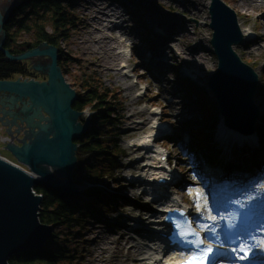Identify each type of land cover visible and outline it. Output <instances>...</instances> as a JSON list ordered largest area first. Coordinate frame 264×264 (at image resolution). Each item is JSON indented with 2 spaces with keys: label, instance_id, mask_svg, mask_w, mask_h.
I'll return each instance as SVG.
<instances>
[{
  "label": "rangeland",
  "instance_id": "rangeland-1",
  "mask_svg": "<svg viewBox=\"0 0 264 264\" xmlns=\"http://www.w3.org/2000/svg\"><path fill=\"white\" fill-rule=\"evenodd\" d=\"M16 1L0 0V12L4 14ZM126 1L128 6L121 7L120 4H124L121 0H76L74 11L79 17L68 39L61 41L60 45L67 57L71 58L67 65L69 75L61 72L69 90L79 93L76 76L81 79V74L86 71L100 78L101 84L113 92V97L117 99L114 124L118 131L119 146L123 149V153L117 156V183L109 180L106 186L94 184L79 175L72 177L75 192L83 190L84 195L96 188L106 196L110 193L123 199L118 203L109 196L114 210L97 213L79 230V234L69 236V246L75 247L78 252L76 264H147L139 247L150 237L145 227H149V212H153L157 205L142 192V165L146 163L147 154L137 143L141 137L154 134V127L163 123L168 135L155 137L149 143L150 150L165 146L170 152L169 156L175 158L180 181L187 184L197 182L196 172L203 160L227 167L222 160L229 161V155L235 153V164L239 166L235 170L241 172L250 165L249 158L255 152H249L250 146H247V151L243 153L241 149L244 147L237 146V143L223 147L216 126L210 124L209 128H205L206 124L195 102L197 97L192 98L193 95L187 94L174 79L178 75L184 79L186 72H191L202 84L216 69V58L209 43L212 33L208 14L210 0ZM220 1L235 12L238 23L241 21L251 28L250 40L234 45L233 49L241 61L257 73L255 95L259 104H264V0ZM171 22L177 27L175 31H169ZM153 27L160 28L166 38L154 35L151 31ZM144 30L147 31L145 34L142 33ZM30 39V34L23 33L18 41ZM151 46L157 51L152 63L160 68L154 80L147 70L149 61L141 60L145 58L143 52ZM27 63L33 67L36 78L18 76L14 79L47 80L50 65L48 56L32 57ZM175 65L179 66V71L174 70ZM201 89L208 103L214 104L208 90ZM0 101V107L4 104L11 111L8 116H15L17 123L24 128L32 130L30 123L39 121L36 116L39 109L43 116L48 117L44 108L28 97L0 91ZM154 108L162 113L151 117L149 110ZM91 115L88 109L81 112L88 125ZM219 120L215 109L214 121ZM260 125L264 127V116L257 119L255 127ZM192 129H202L207 133L213 149L211 153L194 138ZM0 135H8L2 124ZM185 135L190 138L188 142L183 140ZM18 136L23 137L24 134L20 132ZM18 145L21 146V143ZM3 146L5 144L0 142V156L9 160L14 158ZM219 151L223 152V158L218 162L210 155ZM172 193L174 190L169 189L168 194Z\"/></svg>",
  "mask_w": 264,
  "mask_h": 264
},
{
  "label": "water",
  "instance_id": "water-1",
  "mask_svg": "<svg viewBox=\"0 0 264 264\" xmlns=\"http://www.w3.org/2000/svg\"><path fill=\"white\" fill-rule=\"evenodd\" d=\"M208 14L212 31L209 43L217 64L215 71L207 78V87L216 100L225 124L249 134L254 131L258 116V106L254 101L257 73L241 61L233 49L243 38L235 12L220 0H210ZM5 16L6 12H0V32ZM2 42L0 51L12 61L37 56L50 58L45 82L20 78L0 80V91L28 97L33 103L40 104L51 119L59 140L57 152L39 143L36 146L21 144L18 149L8 147L35 178L0 157V264H9L8 259L13 255L28 250L41 251L53 230L50 225L39 221L41 195L35 194L34 185L75 193L72 171L76 164L77 146L74 140L86 130L88 124L81 112L71 108L76 94L63 82L54 47L35 48L13 55L2 48ZM48 140L51 142L52 138ZM43 165L63 169L64 183H54L51 172Z\"/></svg>",
  "mask_w": 264,
  "mask_h": 264
},
{
  "label": "trees",
  "instance_id": "trees-1",
  "mask_svg": "<svg viewBox=\"0 0 264 264\" xmlns=\"http://www.w3.org/2000/svg\"><path fill=\"white\" fill-rule=\"evenodd\" d=\"M76 0H17L6 11L0 32L2 48L13 55L22 54L35 48L54 47L58 55V67L63 75H69L67 57L60 47L67 40L70 30L77 21L74 11ZM49 28V29H47ZM30 34L28 41H18L21 34ZM31 59V58H30ZM23 61H12L0 51V80L18 76L36 78L33 67ZM187 90L198 94V105L207 126L215 119V106L208 103L203 91L188 81L178 79ZM76 83L80 88L71 108L77 112L88 109L91 119L86 130L74 140L76 144V164L72 177L79 175L92 183H117L115 170L119 167L117 156L123 153L119 146L118 131L114 124V110L117 99L113 92L100 82L96 75L83 71ZM194 133L209 150L207 134L201 130ZM33 191L41 195L39 221L50 225L52 232L41 251L28 250L11 256L9 264H76L78 255L75 247H70V235L79 234L89 219L101 211H112L113 203L122 198L115 194L104 195L100 189H90L79 196L42 185H34ZM76 233V234H75Z\"/></svg>",
  "mask_w": 264,
  "mask_h": 264
},
{
  "label": "bare ground",
  "instance_id": "bare-ground-1",
  "mask_svg": "<svg viewBox=\"0 0 264 264\" xmlns=\"http://www.w3.org/2000/svg\"><path fill=\"white\" fill-rule=\"evenodd\" d=\"M120 16H118V17H120ZM169 26H170L169 31H175L177 29V27L172 22L169 23ZM238 26H239L241 33H242V36H243L242 41L250 40L249 34L251 31V28L249 26H247V24H244L241 21L238 23ZM115 28L116 27H114L113 29H115ZM117 28H119V27H117ZM158 31H159V34L163 33L160 30V28H158ZM257 38L258 37H256V39ZM242 41H241V43H242ZM163 44H164V42H163ZM155 51H156L155 47L151 46V48L149 47V50L147 52L151 53L153 55ZM141 60H144L143 57ZM147 60L149 61L147 64L153 65L151 58H149ZM157 69H160V68H157V67L150 68L149 72L151 74L152 80H154L153 77H154L155 73H157ZM203 82H204V80L202 81V83ZM208 92H209V94H211L212 99L215 101V98L212 96V93L210 91H208ZM254 101H255V104L258 106V116L255 118V120H256L259 117L264 116V104H259L256 95L254 97ZM0 103H1V101H0ZM2 105L3 106L0 107V124H2V126L5 127L6 132L8 133L7 136H1L0 135V142L2 144L3 143L5 144V146H3L4 149L8 150V147H12L13 149H18L20 147L18 145V143H21L23 145L30 144L32 146H36L39 143V144L46 145L45 147L49 150H52L55 152L59 151L58 147H57V142L59 140L55 135L54 129H53L52 124H51V119L49 118V116L48 117L43 116V114L40 112V109H39V111L37 112L38 115H36L39 121H34L36 124L30 123L31 127H32V130H31V129H27V128H24L23 126L19 125L17 123V121L15 120V116H13V115L8 116V114L11 111L9 109L5 108L4 104H2ZM177 116L178 115H176V117ZM223 122H224V120H223ZM30 124H28L29 127H30ZM13 125H15V127H16L15 129H13L14 128ZM33 127L34 128L37 127L38 129H34ZM230 129L231 130H226V132H221L222 138L221 137L220 138H221V144H224L223 147L230 144V143H233V144L237 143L236 144L237 146L244 147L241 150H246L245 147L250 146L249 149L253 148L252 150H255V151L257 150L260 153H263L262 157H264V142L261 141L262 137L259 136V134H258V133H260V131L255 132V135L250 134V135L246 136V135H244V133H242L241 131H239L236 128L230 127ZM20 132H22L24 134L23 137L18 136V134ZM50 138H52L51 142H49V140H48ZM149 139H150V135H147V136L141 137L137 143V145H139V147L142 146V148H145V152H151L146 145V143L149 141ZM24 148H26V147H24ZM235 155H236L235 153L232 155H229V157H228L230 159L229 161H227V160H222V161H224V164H232V162H236V160H237V158H235ZM0 157L2 159H5L6 161L16 165L18 168L25 171L29 176H32L35 178L32 171L28 170L26 165L18 162V160L15 157L11 159L12 161L7 159V158H4L2 156H0ZM43 166L45 168L49 169V171L51 172V175L54 179V183H56V184L64 183L65 172L63 171V169H60L58 167H47L46 165H43ZM256 167H257V165L246 166L244 169H242V171L240 169V171H241V174H243V173L245 174L248 172L245 175V177L248 179V182L245 184V188L249 189L250 191L255 193L253 196H251V199H252L251 205L256 211H259L261 213L262 221H264V174L263 175H254L253 172H254ZM145 168L147 171L148 169L146 166H145ZM82 191L83 190H80V194L82 193ZM162 191H163V189H162ZM239 191L240 190H238L237 192H239ZM160 194L163 195L162 192H160ZM146 240H147L146 243L140 245V247H139L142 250L141 254L143 253L144 259L148 261V264H163V261L165 259L163 260L162 258L161 259H158V258L162 256V253L164 251L166 252V250H165L166 248H163V246L165 245L164 244L165 242L158 239V238H152V239L146 238Z\"/></svg>",
  "mask_w": 264,
  "mask_h": 264
},
{
  "label": "snow or ice",
  "instance_id": "snow-or-ice-1",
  "mask_svg": "<svg viewBox=\"0 0 264 264\" xmlns=\"http://www.w3.org/2000/svg\"><path fill=\"white\" fill-rule=\"evenodd\" d=\"M187 235L196 236L197 234L195 232H192L191 230H189V232L187 233ZM186 242H192V241H187V239H186ZM209 251H211V249H209Z\"/></svg>",
  "mask_w": 264,
  "mask_h": 264
}]
</instances>
